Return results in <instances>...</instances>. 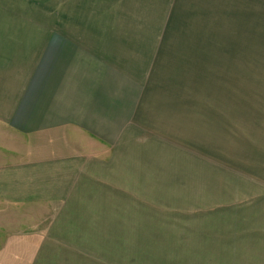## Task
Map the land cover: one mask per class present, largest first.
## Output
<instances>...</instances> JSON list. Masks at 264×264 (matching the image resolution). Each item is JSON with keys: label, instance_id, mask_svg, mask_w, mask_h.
<instances>
[{"label": "crops", "instance_id": "obj_1", "mask_svg": "<svg viewBox=\"0 0 264 264\" xmlns=\"http://www.w3.org/2000/svg\"><path fill=\"white\" fill-rule=\"evenodd\" d=\"M87 11L75 27L0 31V220L54 217L24 222L14 243L2 221L0 264H99L74 216L121 195L105 169L118 174L122 160L147 182L138 154L157 136L160 179L166 163L191 160L218 176L198 189L192 177L188 188L161 181L160 243L171 258L160 253V264H264V0H88ZM175 69H189L182 127ZM211 136L216 161L198 159ZM174 142L183 150L165 149ZM169 192L183 197L176 209ZM92 244L97 256L103 240Z\"/></svg>", "mask_w": 264, "mask_h": 264}, {"label": "rangeland", "instance_id": "obj_2", "mask_svg": "<svg viewBox=\"0 0 264 264\" xmlns=\"http://www.w3.org/2000/svg\"><path fill=\"white\" fill-rule=\"evenodd\" d=\"M88 0H0V31L2 29H17L27 27L49 28V27H75L76 23L80 22L82 13L87 14ZM85 10V12H84ZM9 38L18 43V37L16 33H11ZM2 38V37H0ZM24 38V37H23ZM22 44V42H21ZM226 69V76H227ZM264 71V69H261ZM4 71V64H0V74ZM189 69H175V82H173V94L178 97L179 100V113H180V127H182V118L184 116V98L187 92V75ZM198 80L199 74H204V69H196ZM253 69H239V75L247 81L248 77L253 75ZM232 73V72H231ZM231 76V74H230ZM263 75L260 74V77ZM261 87L264 85V81H261ZM249 85L246 84L245 91L249 89ZM259 91V90H258ZM245 94V93H244ZM251 96V95H250ZM245 94L246 101L251 97ZM232 97V94H229ZM200 94L198 91V115L200 114ZM1 123V122H0ZM201 134L199 138L203 140L204 130H200ZM0 134L2 133L0 131ZM11 137V134L8 133ZM14 138V137H13ZM197 143L199 139L197 138ZM179 143L168 144L165 149H175L181 151L183 149L176 147ZM203 145L201 156L198 159H210L215 160L214 155L217 152L213 148V137L207 143H201ZM142 152L138 154L137 166L142 158L146 157L148 162L147 169L138 171V175L141 173L149 177L148 181L142 179H132L130 171H126L129 163L122 162V170L117 174L116 167L105 169L106 176L114 175L115 179L118 176L120 180L121 195H105V198L101 204L97 207H104L105 211H88L75 214L74 218L83 222L85 227L82 229L86 232L88 240V261H98L99 264H160V253L163 251V247L166 243H160V233L163 231L164 226H160V183L164 179L166 188H188L189 177L197 179V189L204 188L206 186V180L209 179L210 186L212 187V180L209 177L216 176V168L213 164L196 162H187L184 165L178 164H165L163 178L160 179V136L149 139L144 143ZM165 146V145H164ZM2 154L0 150V155ZM130 154V152H129ZM93 155L96 156L95 153ZM132 155V154H130ZM4 157L11 158V154L4 150ZM148 159L152 160L149 161ZM216 161V160H215ZM110 172V173H109ZM150 173V174H149ZM220 171H218V174ZM140 181L146 183L147 187H141ZM114 183H117L115 181ZM116 191V192H117ZM133 192V193H131ZM159 192V193H158ZM168 198L173 200V208H177L182 196H172L169 192ZM156 194V195H155ZM159 195V196H158ZM166 199V197H164ZM164 199L162 201H164ZM101 205V206H100ZM163 214H168L165 213ZM42 215L39 218V222H45L43 219L47 218V221L54 217H49L50 213H25L18 211H4V240L14 243L19 236H23L24 230H30L26 228L24 222L33 223L39 217L36 215ZM46 221V222H47ZM148 225L149 227H146ZM98 237L99 243L102 238L103 245H99L97 256L93 252L92 241ZM247 237V235H246ZM6 238V239H5ZM10 245V244H9ZM169 246L172 247L170 244ZM9 247V246H8ZM169 252V251H168ZM168 252L166 256L171 258V254ZM9 254L4 250L5 260ZM136 256V262H135ZM97 258V259H96ZM172 263V260H169Z\"/></svg>", "mask_w": 264, "mask_h": 264}]
</instances>
